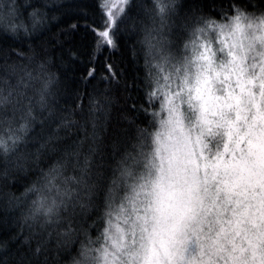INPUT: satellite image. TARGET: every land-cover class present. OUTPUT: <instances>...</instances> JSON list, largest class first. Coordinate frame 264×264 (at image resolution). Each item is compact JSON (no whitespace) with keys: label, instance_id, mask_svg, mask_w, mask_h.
<instances>
[{"label":"snow or ice","instance_id":"snow-or-ice-1","mask_svg":"<svg viewBox=\"0 0 264 264\" xmlns=\"http://www.w3.org/2000/svg\"><path fill=\"white\" fill-rule=\"evenodd\" d=\"M0 264H264V0H0Z\"/></svg>","mask_w":264,"mask_h":264}]
</instances>
